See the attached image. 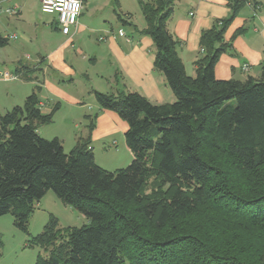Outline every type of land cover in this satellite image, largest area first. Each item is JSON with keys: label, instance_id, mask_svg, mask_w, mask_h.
Masks as SVG:
<instances>
[{"label": "trees", "instance_id": "1", "mask_svg": "<svg viewBox=\"0 0 264 264\" xmlns=\"http://www.w3.org/2000/svg\"><path fill=\"white\" fill-rule=\"evenodd\" d=\"M227 2L229 15L201 32L194 75L168 26L175 0H139L143 30L118 15L152 37L154 69L175 95L155 104L137 91L94 90L100 109L128 123L134 158L127 167L96 163L90 133L98 113L86 115L88 136L69 153L59 137H42L58 105L42 112L39 85L0 116V216L13 215L28 231L36 203L52 190L89 219L60 228L52 217L31 238L44 251L35 264H264V63L245 79L215 74L220 56L234 51L229 25L246 3H257ZM9 41L0 32V46ZM22 69L24 77L33 70L20 65L16 75Z\"/></svg>", "mask_w": 264, "mask_h": 264}, {"label": "rangeland", "instance_id": "2", "mask_svg": "<svg viewBox=\"0 0 264 264\" xmlns=\"http://www.w3.org/2000/svg\"><path fill=\"white\" fill-rule=\"evenodd\" d=\"M0 7H18L20 10L16 15L0 14V32L18 36L0 46V116L16 105L23 106L27 96L39 85V97L51 99L53 106L57 104V110H60L57 117L54 114L52 122L40 126L39 133L47 139L59 135L65 151L69 153L74 147V136L81 129H88L89 119L85 115H95L100 108L94 90L114 93L111 91L115 72L111 63L114 57L108 42L110 38L118 36L119 29L131 33V29L122 24L118 15L129 19L139 28L147 24L139 0H86L74 44L64 49L66 64L69 68L73 66L75 72L65 75L53 65L59 73L55 77L51 76V71L47 74L53 84L70 97L78 99V103L69 100L64 93L57 97L51 95L46 85L39 82L35 84L30 81L33 78L24 77L23 74H18L14 80L3 78L6 71L17 74L16 67L20 64L32 66L40 54L48 56L61 45L63 35L58 24H52L56 15L42 12L40 0H0ZM152 49L155 57L156 46ZM186 66L187 73L194 75L192 64ZM35 73L43 77L41 70ZM115 140L98 139L92 142L96 163L112 171L127 167L134 158L132 150L127 147L125 133H116ZM152 181L153 178L147 181V192L151 191ZM52 217L58 220L60 228L89 223L83 213L64 203L54 191L49 190L36 203L35 211L29 218L28 231L16 226L13 215L0 216V264H35L38 255L44 251L34 245L31 238L41 233ZM263 248L262 245V251Z\"/></svg>", "mask_w": 264, "mask_h": 264}, {"label": "crops", "instance_id": "3", "mask_svg": "<svg viewBox=\"0 0 264 264\" xmlns=\"http://www.w3.org/2000/svg\"><path fill=\"white\" fill-rule=\"evenodd\" d=\"M256 3L257 5H254L253 2L246 3L229 25L225 38L228 41L232 40L234 51L224 52L220 56L215 66L217 78L245 79L248 75H257L261 71L264 63V0H256ZM229 13L230 7L227 0H175L168 26L181 42L178 51L186 71V65L190 63L193 66L194 74L196 72L195 60L200 51L201 32L212 27L216 20L226 18ZM52 20V24L57 23L56 16ZM136 26L143 30L147 24L141 28ZM125 27L130 28L131 33L119 29L118 36L110 38L108 42L110 52L113 53L114 57L111 64H113L115 71L111 91L114 93L123 90L137 91L155 104L174 101L175 95L168 86L165 76L154 69V55L152 54V48L155 47L154 40L149 35L140 34L129 25ZM241 28L244 30L236 34ZM79 30V25H77L70 35L60 32L63 35V42L59 47L51 51L48 56L44 57L40 54L32 66L26 65L29 69H33L31 72L25 73L29 76L28 78L34 79H30V81H34L35 84L39 82L41 85H46L48 93L56 97L57 95L61 96L60 94L64 92L48 79L47 74L51 71V76L55 77L59 73L53 65L59 67L61 73L71 74L73 66L72 68L67 66L64 49L66 46L74 44L75 34ZM246 63L249 65L248 70L244 69ZM18 68L20 66L16 67V69ZM40 70L43 72L42 78L35 73ZM23 71L26 72L27 70L22 69V74H24ZM64 95L69 100L78 103V99L75 97H70L71 95L67 93ZM40 100L42 112L49 113L53 108V101L45 96L41 97ZM59 111V109L56 111L54 117L58 116ZM97 113L95 127L90 133L91 146L92 142L98 139L116 141V133H126L128 123L116 112L99 108ZM85 136H88L87 128L85 131L81 129L74 136V146L80 137ZM57 137L61 139L59 135Z\"/></svg>", "mask_w": 264, "mask_h": 264}, {"label": "built area", "instance_id": "4", "mask_svg": "<svg viewBox=\"0 0 264 264\" xmlns=\"http://www.w3.org/2000/svg\"><path fill=\"white\" fill-rule=\"evenodd\" d=\"M41 10L47 14H55L57 24L63 34L70 35L74 28L78 25L79 17L84 8L85 0H40ZM6 13L8 15H16L20 13L18 7H0V14ZM8 39L18 38L17 34H8ZM244 69L248 70L249 65L244 64ZM3 78L6 80H14L18 78L16 74L4 73Z\"/></svg>", "mask_w": 264, "mask_h": 264}]
</instances>
